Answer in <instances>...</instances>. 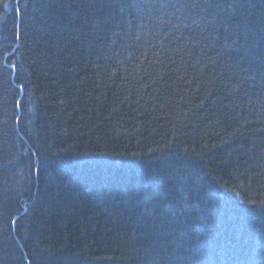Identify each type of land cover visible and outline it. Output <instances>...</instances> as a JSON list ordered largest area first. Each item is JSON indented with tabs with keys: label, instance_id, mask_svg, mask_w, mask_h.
<instances>
[{
	"label": "trees",
	"instance_id": "1",
	"mask_svg": "<svg viewBox=\"0 0 264 264\" xmlns=\"http://www.w3.org/2000/svg\"><path fill=\"white\" fill-rule=\"evenodd\" d=\"M191 2L0 0V264H264V0Z\"/></svg>",
	"mask_w": 264,
	"mask_h": 264
},
{
	"label": "snow or ice",
	"instance_id": "2",
	"mask_svg": "<svg viewBox=\"0 0 264 264\" xmlns=\"http://www.w3.org/2000/svg\"><path fill=\"white\" fill-rule=\"evenodd\" d=\"M187 3L190 5V7H188L187 10L189 12H191L193 15H196L195 9L197 8V6L202 5V4L192 3L191 0H187ZM193 31L194 32H196V31L203 32L204 29L199 28V26H195Z\"/></svg>",
	"mask_w": 264,
	"mask_h": 264
}]
</instances>
